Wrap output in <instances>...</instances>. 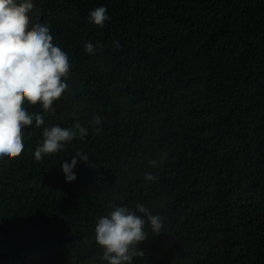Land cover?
<instances>
[{"label":"trees","instance_id":"trees-1","mask_svg":"<svg viewBox=\"0 0 264 264\" xmlns=\"http://www.w3.org/2000/svg\"><path fill=\"white\" fill-rule=\"evenodd\" d=\"M33 3L30 27L69 56V88L54 112L25 101L44 124L0 160V264H106L97 220L138 204L164 233L146 227L134 264H264V0ZM100 6L103 28L89 22ZM77 122L83 139L36 161L45 127ZM77 152L89 161L66 182Z\"/></svg>","mask_w":264,"mask_h":264},{"label":"clouds","instance_id":"clouds-1","mask_svg":"<svg viewBox=\"0 0 264 264\" xmlns=\"http://www.w3.org/2000/svg\"><path fill=\"white\" fill-rule=\"evenodd\" d=\"M33 8V0H0V160L18 159L25 148L23 129L34 120L37 127L44 124L42 115H33L25 109V101L31 105L39 103L45 112H54V102L69 88L66 83L71 69L69 56L53 43L48 26L37 23L30 27ZM109 19L104 6L89 13V22L100 28ZM113 43L119 47L118 41ZM84 50L95 55L102 46L98 48L96 43L88 41ZM101 123L102 117L92 120L94 126ZM96 131H100L99 127ZM86 135L87 129L79 122L72 128L45 127L34 157L39 162L46 155L63 151L75 138L83 139ZM78 161L86 164L89 157L77 152L71 157V163L61 165L66 182L75 181L73 169ZM149 164L155 167L157 161L150 160ZM145 179L153 181L156 177L147 173ZM146 227H150L154 236L164 233L161 216L153 215L144 205H136V211L114 205L108 214L99 217L94 228L95 242L102 249L101 259L106 264H134V258L144 255L139 245L148 240Z\"/></svg>","mask_w":264,"mask_h":264}]
</instances>
